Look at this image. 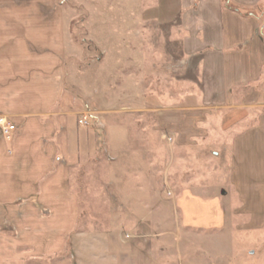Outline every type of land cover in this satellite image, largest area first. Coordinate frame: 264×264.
I'll use <instances>...</instances> for the list:
<instances>
[{
  "label": "rangeland",
  "instance_id": "obj_1",
  "mask_svg": "<svg viewBox=\"0 0 264 264\" xmlns=\"http://www.w3.org/2000/svg\"><path fill=\"white\" fill-rule=\"evenodd\" d=\"M33 2L36 11L29 12L58 14L67 36L63 91L75 108L64 116L57 109L46 122L55 128V141L61 132L74 138L78 164L68 183L78 204L74 227L64 231L60 246L47 247L37 261L25 263L130 264L136 252L149 264H264V224H257L253 197L236 192L226 200L235 213L228 215L225 228L214 231V245L197 239L205 237L202 232L182 228L174 205L183 190L202 183L212 191L233 192V171L245 179L239 185L259 192L264 201V133L233 147L237 137L257 126L263 97L245 103L244 94H238L231 107L209 109L188 138L183 128L157 118L167 108L184 112L203 106L198 100H177L186 71L178 61L180 22H157V0ZM154 93L156 100H142ZM83 118L88 120L84 127ZM190 178L194 181L187 182ZM42 216L52 221L46 207ZM9 229L11 236L17 234ZM208 247L213 255H207ZM117 255L123 262L113 261Z\"/></svg>",
  "mask_w": 264,
  "mask_h": 264
},
{
  "label": "crops",
  "instance_id": "obj_2",
  "mask_svg": "<svg viewBox=\"0 0 264 264\" xmlns=\"http://www.w3.org/2000/svg\"><path fill=\"white\" fill-rule=\"evenodd\" d=\"M37 5L33 0H0V117L17 127L11 141L0 133V264H11L13 259H23V264L29 258L37 261L45 248L60 246L77 215V196L68 183L78 164L74 138L61 132L55 141V128L46 122L57 109L64 116L75 108L74 99L63 91L67 36L58 14L29 12ZM157 18L162 24L180 22L178 61L186 71L179 79L184 89L177 100H198L203 105L184 112L167 108L157 118L176 130L183 128L189 138L196 133V124L210 115L209 109L231 107L238 94H244L245 103L264 99V0H157ZM158 96L149 94L142 100ZM257 123L236 138L235 150L264 133V109ZM232 174L233 192L212 191L202 183L199 189L183 190L174 202L182 228L202 232L205 237L197 239L208 245L216 243L214 231L225 228L228 215L235 213L226 200L236 192L240 198H254L257 224H264L262 196L239 185L243 176ZM117 176L112 178L118 180ZM45 207L53 215L49 223L42 216ZM10 227L15 236L7 233ZM45 229L53 232L46 235ZM17 246L23 249L17 251ZM206 253L214 254L209 247ZM139 257L133 253L129 263L149 264ZM123 260L119 255L113 259Z\"/></svg>",
  "mask_w": 264,
  "mask_h": 264
},
{
  "label": "built area",
  "instance_id": "obj_3",
  "mask_svg": "<svg viewBox=\"0 0 264 264\" xmlns=\"http://www.w3.org/2000/svg\"><path fill=\"white\" fill-rule=\"evenodd\" d=\"M80 125L86 126L88 125V120L86 118H83L79 121ZM0 130L3 135V137L7 140H10L13 136V132L16 131V126L9 120L6 119V117H0ZM173 137H166L165 140H167L169 143L174 142L172 139ZM171 193H169L170 195Z\"/></svg>",
  "mask_w": 264,
  "mask_h": 264
}]
</instances>
